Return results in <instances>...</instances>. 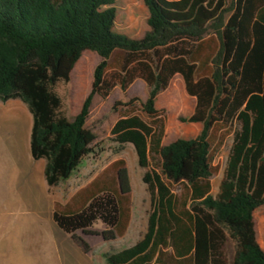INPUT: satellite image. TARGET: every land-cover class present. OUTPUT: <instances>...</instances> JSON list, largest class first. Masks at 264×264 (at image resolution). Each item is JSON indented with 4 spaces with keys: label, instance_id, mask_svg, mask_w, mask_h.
<instances>
[{
    "label": "trees",
    "instance_id": "16d2710c",
    "mask_svg": "<svg viewBox=\"0 0 264 264\" xmlns=\"http://www.w3.org/2000/svg\"><path fill=\"white\" fill-rule=\"evenodd\" d=\"M118 0H0V102L18 99L31 115L29 153L44 160L49 187L66 180L95 140L87 127L94 97H107L106 72L125 56L121 69L135 57L152 54L154 68L140 64L146 84L141 111L122 116L111 128L114 141L133 146L138 165L157 161L159 172L147 171L142 181L151 199L147 229L134 244L105 253L106 264H227L223 246L229 238L234 253L229 264H264L256 240L253 212L264 206V0H139L148 11V30L139 39L114 29ZM217 41L208 59L210 71L196 65L192 50L206 37ZM99 57L89 93L71 119L60 113L54 92L67 83L82 53ZM163 50V55L160 54ZM196 99L183 123H200L199 134L162 144L163 121L156 99L175 75ZM137 78L126 73L122 89ZM233 131L232 144L215 196L210 178L215 152ZM221 124V127L216 125ZM218 129L223 130L216 137ZM215 140V142H214ZM109 186L94 180L76 195L75 209L53 213V222L84 253L89 244L76 232L98 234L105 242L122 236L128 223L130 184L123 160L112 165ZM178 185L179 194L170 186ZM68 208V207H67ZM97 234V233H96Z\"/></svg>",
    "mask_w": 264,
    "mask_h": 264
},
{
    "label": "rangeland",
    "instance_id": "374dc122",
    "mask_svg": "<svg viewBox=\"0 0 264 264\" xmlns=\"http://www.w3.org/2000/svg\"><path fill=\"white\" fill-rule=\"evenodd\" d=\"M229 2L230 0L226 1L225 7H228ZM115 7V31L134 39L141 38L148 30V11L143 2L118 0ZM163 53L160 50V54ZM124 58V55L119 56L106 72V81L111 85L108 96L94 97L87 119V127L95 135L90 152L82 158L71 175L56 186L49 187L45 183L44 160H34L29 153L32 119L27 107L18 99L0 102V264H60L56 255L58 244L71 241L56 227L53 213L75 209V195L94 180L100 186H109L114 179L112 165L117 160L124 161L130 184L128 223L122 236L105 242L98 234L105 227L100 221H96L90 227V231L95 234H86L92 253L101 258L104 251L128 247L146 232L151 199L142 177L147 171L159 172V164L150 159L148 167H140L133 146L129 143L119 146L110 131L122 116L137 115L151 124V119L141 111L139 102L129 106L125 103L132 98L145 100L146 84L139 78L143 73L140 64L154 68L157 58L151 53L135 57L127 64L126 71H123L121 65ZM99 60L95 53L85 50L72 69L70 80L67 83L59 82L54 87V92L61 99L60 113L66 118L71 119L78 113L82 101L89 93L93 69ZM126 73L137 78L123 90L121 85ZM184 95L186 92L183 81L176 76L171 78L168 87L157 96L156 108L160 111L158 118L164 124L163 145L179 138L193 137L186 134L190 123L179 120L180 117H188L182 111ZM216 126L221 127V124ZM237 127V123L233 122L231 132L224 138V155ZM221 133L223 130L218 129L216 137ZM170 188L179 194L178 185H171ZM253 221L257 242L264 252V206L255 209ZM76 234L80 235V232ZM66 245L69 247L65 243L63 248H67ZM64 253L65 251L62 252L63 264H69L65 263L68 257ZM233 253L234 243L227 238L223 246L227 264Z\"/></svg>",
    "mask_w": 264,
    "mask_h": 264
},
{
    "label": "crops",
    "instance_id": "0c3cea01",
    "mask_svg": "<svg viewBox=\"0 0 264 264\" xmlns=\"http://www.w3.org/2000/svg\"><path fill=\"white\" fill-rule=\"evenodd\" d=\"M216 49H217V41L213 37L208 36L200 42V45L198 47L196 46L192 50V53L195 57L194 61H195L196 65H198L200 63V66L202 65V67L205 68V71L203 73H200L201 75L204 73H208L210 71L211 67H210V64L208 62V59L214 54ZM176 76L181 78V76L179 74H175L173 77H176ZM183 98H184L185 104H184V108L182 111L185 114H187L186 116H190L195 109L196 99L193 96H189L187 93H186V95H184ZM201 129H202V125L200 123H190V125L186 131V134L190 135V136L192 135L193 136L192 138H194L199 134ZM231 144H232V139H231L230 143L227 145V147L225 149V155H224V151H222V150H224L225 144L223 143L220 146V148L217 150V152L215 153V155L212 159V166L216 167V169H217L216 172L210 178V187H211L210 188V194L212 196H215L218 192L219 184H220V181H221L222 176H223V172H224V168L226 165V160H227V156H228ZM61 234L66 236V239L67 240L69 239L71 241L70 242L71 244L67 241H62L58 244L57 253H56L58 263H60V264L64 263L62 252L65 251V253H64V254H66L65 257H68V259L66 258L65 263H69V264H106L105 258L103 255L107 252L104 251L101 258H99L97 255L94 256V254L92 253V247L90 245V242L86 238V236H87L86 234L80 233L79 236H81L90 246L91 250L87 253H84L81 250V248L73 242V240L70 238V236L68 234L63 233L62 231H61ZM255 234H256V231H255ZM256 240H257V238H256ZM65 243L69 244V247L66 245L67 248H63V245H65ZM60 244H63V245H60Z\"/></svg>",
    "mask_w": 264,
    "mask_h": 264
}]
</instances>
